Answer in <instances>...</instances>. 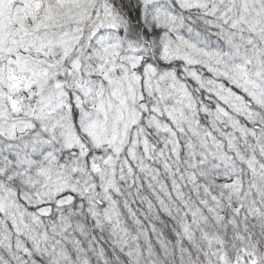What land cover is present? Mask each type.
I'll return each mask as SVG.
<instances>
[{
    "label": "snow or ice",
    "instance_id": "1",
    "mask_svg": "<svg viewBox=\"0 0 264 264\" xmlns=\"http://www.w3.org/2000/svg\"><path fill=\"white\" fill-rule=\"evenodd\" d=\"M0 264H264V0H0Z\"/></svg>",
    "mask_w": 264,
    "mask_h": 264
}]
</instances>
